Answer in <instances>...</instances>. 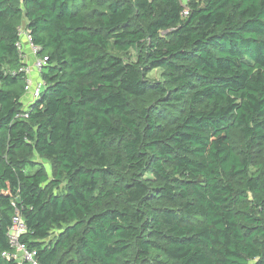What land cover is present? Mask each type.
I'll return each mask as SVG.
<instances>
[{"label": "trees", "instance_id": "obj_1", "mask_svg": "<svg viewBox=\"0 0 264 264\" xmlns=\"http://www.w3.org/2000/svg\"><path fill=\"white\" fill-rule=\"evenodd\" d=\"M15 209L38 264H264V0H0V264Z\"/></svg>", "mask_w": 264, "mask_h": 264}, {"label": "built area", "instance_id": "obj_2", "mask_svg": "<svg viewBox=\"0 0 264 264\" xmlns=\"http://www.w3.org/2000/svg\"><path fill=\"white\" fill-rule=\"evenodd\" d=\"M19 35L21 38L16 42V46L23 53V60L24 58H30L32 60L30 66L25 63V66H22L20 71L25 73V91L29 92L30 98H34L43 87V82L39 78V70L44 64L45 59L37 55L39 48L31 42L30 35L23 26L20 27ZM33 78L38 79L35 85L33 84ZM25 230V222L20 212L15 209L8 231L11 250L3 252L2 255L6 258L15 260L18 264H38L36 251L28 249L25 244L20 241Z\"/></svg>", "mask_w": 264, "mask_h": 264}, {"label": "rangeland", "instance_id": "obj_3", "mask_svg": "<svg viewBox=\"0 0 264 264\" xmlns=\"http://www.w3.org/2000/svg\"><path fill=\"white\" fill-rule=\"evenodd\" d=\"M26 51V50H25ZM24 62L26 63V65L30 66L31 63H32V60L30 58H24ZM150 76L151 77H157L158 76V72L157 70H154L150 73ZM37 80L36 78H33V84L35 85L37 83ZM22 102L24 104V106H27L30 102V96H29V92L28 91H25L23 97H22Z\"/></svg>", "mask_w": 264, "mask_h": 264}]
</instances>
